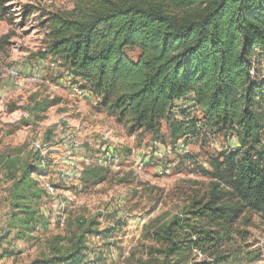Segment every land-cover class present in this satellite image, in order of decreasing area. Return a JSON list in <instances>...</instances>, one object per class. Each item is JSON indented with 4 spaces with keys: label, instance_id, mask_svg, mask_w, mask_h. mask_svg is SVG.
I'll use <instances>...</instances> for the list:
<instances>
[{
    "label": "trees",
    "instance_id": "obj_1",
    "mask_svg": "<svg viewBox=\"0 0 264 264\" xmlns=\"http://www.w3.org/2000/svg\"><path fill=\"white\" fill-rule=\"evenodd\" d=\"M16 1L0 0V18ZM47 23L44 54L128 134L155 143L165 135L185 153L191 141L233 139L234 151L210 161L208 192H194L180 213L146 227L144 264L252 260L238 226L242 218L248 225L247 213L264 214V0H92L49 14ZM30 151L29 160L0 156L11 182L5 233L26 242L48 229L43 208L52 197L35 177L47 175L46 157ZM105 168H86L82 187L105 182ZM101 234L96 220L80 217L29 264H94L89 242ZM12 255L2 251L0 260Z\"/></svg>",
    "mask_w": 264,
    "mask_h": 264
},
{
    "label": "rangeland",
    "instance_id": "obj_2",
    "mask_svg": "<svg viewBox=\"0 0 264 264\" xmlns=\"http://www.w3.org/2000/svg\"><path fill=\"white\" fill-rule=\"evenodd\" d=\"M91 1L17 0L9 7L13 14L0 18V156L29 160L34 141L48 143L47 175L35 177L41 186L45 182L59 189L44 204L50 215L46 220L49 226L37 232L36 241L8 237L5 229L11 182L0 164V238L6 236L0 239V255L2 251L13 254L1 259L0 264H29L48 240L68 234L80 217L96 220L102 233L89 242V258L94 264H144L145 246L151 245L146 227L180 213L194 192L207 193L212 157L234 144L233 139L223 137L209 142L195 140L185 153L174 148L164 135L166 142H160L164 157L159 159L150 136L128 134L122 125L99 112L94 98L73 95L67 88L64 69L59 64L51 69L49 65L55 60L44 54L50 43L47 19L49 14L70 13ZM128 54L136 60L139 52ZM261 71L264 75V64ZM16 72L20 73L14 78ZM35 73L41 74L37 82L31 80ZM59 125L62 131H58ZM214 143L217 146L212 147ZM70 144L75 147L78 174L99 167L102 147L116 151L115 165L121 168H110L105 182L90 189L82 187L81 174L65 182L61 176L69 171L64 160ZM139 156L147 158L143 170L134 168ZM161 168L170 173L161 175ZM245 217L248 225L242 218L243 225L238 227L248 244L244 252L249 254L244 253V257L252 260L240 264H264V214L247 213Z\"/></svg>",
    "mask_w": 264,
    "mask_h": 264
},
{
    "label": "built area",
    "instance_id": "obj_3",
    "mask_svg": "<svg viewBox=\"0 0 264 264\" xmlns=\"http://www.w3.org/2000/svg\"><path fill=\"white\" fill-rule=\"evenodd\" d=\"M51 69H55L57 67V63L53 62L50 65ZM25 73V71H23ZM20 72H16L14 73L13 77L16 78L19 75ZM33 81H39L41 79V74L40 73H35L32 75L31 77ZM65 81L67 82V88L70 89L71 93H73V95L79 97V98H91V94L89 93V91L81 89L80 87H78L77 85L72 84L74 81V77L72 74L67 73L65 76ZM66 87V85H63ZM64 128L62 125L58 126V131H62ZM155 146L158 148L157 150V155L159 159H163L164 157V149H162V146L160 143H155ZM217 146V144H212V147ZM175 148L178 149H184V144H177L174 146ZM74 145L70 144V148L69 150L66 152V158L64 160V162L68 165L69 167V171L66 173H63L61 178L63 181L68 182V181H72L75 180L79 177L78 174V169H77V165L76 162L74 161L75 158V152H74ZM50 149V145L46 142H38V141H34L31 145V150L35 153H39L41 156L46 157L47 156V151ZM226 150H231L234 151V149L229 145V147ZM116 151L111 150L110 148H105L102 147V156L99 160L98 166H103L106 167L110 170L111 169H118L120 170V166L119 165H115V161L118 158ZM114 163V164H113ZM113 164V165H112ZM147 164V158L144 156H139L135 159L134 161V168L136 170H143L144 166ZM170 170L169 169H160V174L161 175H166L169 174ZM40 178H43V176H40ZM43 188L51 195H55L58 191V189H56L54 186L50 185L49 183H42Z\"/></svg>",
    "mask_w": 264,
    "mask_h": 264
},
{
    "label": "crops",
    "instance_id": "obj_4",
    "mask_svg": "<svg viewBox=\"0 0 264 264\" xmlns=\"http://www.w3.org/2000/svg\"><path fill=\"white\" fill-rule=\"evenodd\" d=\"M91 99H93V97H91ZM91 99H90V100H91ZM112 119H113V118H112ZM83 171H84V170H83ZM83 171H81V173H80L81 175H82ZM80 174H79V175H80ZM81 175H80V176H81Z\"/></svg>",
    "mask_w": 264,
    "mask_h": 264
}]
</instances>
